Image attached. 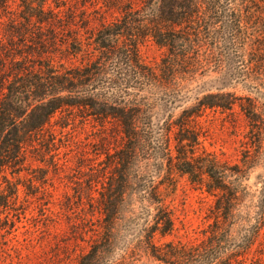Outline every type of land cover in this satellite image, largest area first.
I'll use <instances>...</instances> for the list:
<instances>
[{
	"label": "trees",
	"instance_id": "1",
	"mask_svg": "<svg viewBox=\"0 0 264 264\" xmlns=\"http://www.w3.org/2000/svg\"><path fill=\"white\" fill-rule=\"evenodd\" d=\"M141 1L117 0L119 16L99 26L66 22L47 0H21L23 15L9 17L36 25L39 36L32 51L21 52L12 32L0 57V176L10 189L2 204L24 185L9 169L18 175L28 152L43 161L57 150L54 138L43 145V133L65 111L99 126L106 155L95 159L103 171L87 181L91 217L82 223H91L93 234L74 264H262L264 0ZM9 8L0 0V26ZM146 37L166 50L156 66L141 59ZM60 49L79 59L57 57ZM236 105L251 128L232 165L204 148L198 118ZM257 168L263 172L254 189L248 181ZM176 171L214 197V220L199 243L156 241L174 228L163 187L174 188Z\"/></svg>",
	"mask_w": 264,
	"mask_h": 264
},
{
	"label": "rangeland",
	"instance_id": "2",
	"mask_svg": "<svg viewBox=\"0 0 264 264\" xmlns=\"http://www.w3.org/2000/svg\"><path fill=\"white\" fill-rule=\"evenodd\" d=\"M8 1L10 12L0 26V37L3 40L0 57H4L5 51L11 47L9 35L12 32L16 47L21 52L32 51L30 47L39 36L36 25L12 23L9 20V17H21L23 14L21 0ZM132 1L135 6L142 2ZM116 2L117 0H47V5L55 11H61L64 21L70 22L74 18L73 23L83 27L88 19L92 20V25L99 26L102 20L110 22L117 18L119 12L114 6ZM60 47L65 49V44ZM61 49L57 51V57L64 55L70 57L71 61L79 59L67 52L61 53ZM165 51L152 37L144 38L139 46L141 59L151 66H156L161 61ZM226 90L234 91L233 87ZM237 93L249 94L241 88H237ZM81 120L80 117L75 120L69 118L65 111L58 112L53 117L44 130L42 143L50 144L54 138L57 150L45 153L43 161L39 159L40 156L28 152L29 163L25 164L18 175H12L10 169L6 172L14 182L17 177H21L24 184L19 185L18 198L10 197L7 205L2 204L1 196L8 195L10 189L5 176H0V264H74L79 254L89 248V239L93 234L91 223H82L84 217H91L86 204V185L93 174L103 171V164L95 163V159L101 161L106 155L98 145L99 126L92 121L82 123ZM198 123L202 145L207 151L232 165L240 161L242 151L248 146L246 142L249 141L251 125L238 105L233 110L208 108L198 118ZM174 143L173 140L172 144ZM42 149L44 151V146ZM55 161L64 165L57 167ZM167 170L166 165L164 172ZM262 172L261 168H257L248 181L254 189L258 184L256 177ZM33 179L37 187L30 189L28 185ZM174 180V188L170 185L163 187L174 219V228L165 236L157 235L156 241L159 244L167 241L186 245L199 243L207 236L214 220V197L205 187L192 182L182 172H174ZM97 215L99 216L97 213L95 217ZM260 247L264 249V231Z\"/></svg>",
	"mask_w": 264,
	"mask_h": 264
}]
</instances>
